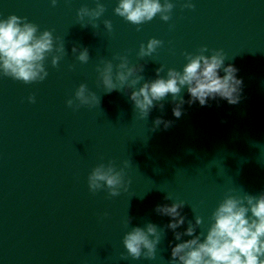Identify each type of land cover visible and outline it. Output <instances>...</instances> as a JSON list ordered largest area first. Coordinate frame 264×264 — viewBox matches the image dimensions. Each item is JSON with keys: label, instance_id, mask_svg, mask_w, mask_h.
<instances>
[{"label": "water", "instance_id": "1", "mask_svg": "<svg viewBox=\"0 0 264 264\" xmlns=\"http://www.w3.org/2000/svg\"><path fill=\"white\" fill-rule=\"evenodd\" d=\"M100 2L106 10L94 29L87 17V27L78 23L77 11L94 8L96 0H58L55 7L50 0H0V19L26 17L40 32L59 37L67 53L57 67L51 65L56 53L47 57L49 75L42 82L0 74V264H169L171 246L192 237L176 241L166 227L171 218L158 215L157 205L186 202L180 210L185 223L176 231L199 216L196 234L203 240L226 195L264 192V0H192L194 9L171 0L169 21L157 15L139 26L114 13L118 0ZM104 20L112 22V32ZM151 38L162 46L139 58L140 45ZM73 46L88 49V63L76 59ZM202 46L222 49L225 66L238 69L240 103H185L177 119L172 109L178 100L169 94L143 119L129 99L132 89L105 93L97 71L102 61L115 66L120 61L114 57L127 56L130 66L143 65L139 88L157 78L161 65L164 78L169 67L182 70L184 54ZM81 83L100 105L75 107ZM180 96L190 99L186 87ZM157 117L173 123L154 128ZM109 161L124 167L130 181L117 197L88 187L91 171ZM149 222L162 230L156 259L121 260L124 234Z\"/></svg>", "mask_w": 264, "mask_h": 264}, {"label": "clouds", "instance_id": "2", "mask_svg": "<svg viewBox=\"0 0 264 264\" xmlns=\"http://www.w3.org/2000/svg\"><path fill=\"white\" fill-rule=\"evenodd\" d=\"M58 0H50L53 7ZM175 5L171 0H118L114 13L133 25H142L153 20L157 15L162 21H169ZM183 8L194 9L192 0H185ZM105 6L96 0V6L89 8L82 6L77 11V21L82 27H87L83 21L88 18V23L96 29L97 20L105 12ZM105 29L112 32L113 25L110 20H104ZM139 30V27L137 28ZM163 41L156 38L148 40L139 47L138 57H150ZM211 52L210 55L205 53ZM51 65L57 67L60 60L66 55L64 43L59 37H54L51 30L39 31V26L29 22L26 17L15 14L6 19H0V74L24 84L42 82L49 75L45 67V60L50 54ZM72 53L81 63H88L90 56L87 48L72 47ZM187 63L182 70L167 68L166 78L160 77L165 70L161 65L156 69L157 78L146 81L142 86H136L144 79L140 74L143 65L129 64L127 56H116L120 63L113 65L112 61H102L103 67L98 66L101 83L105 93L132 89L129 99L133 102L134 109L138 110L140 117L146 119L150 111L156 106L154 102L163 101L169 94L172 96L175 107L173 116L179 119L183 114V105L198 102L206 106L209 99L220 98L229 105H236L242 99L243 80L237 77L238 69L228 64L225 66L226 55L223 50L209 49L202 46L197 54L185 53ZM115 69V70H114ZM223 71L224 75L219 73ZM187 88L190 99L186 102L180 96L181 90ZM30 103H35V96L28 97ZM75 107L100 105V97L89 90L88 86L81 83L75 91ZM67 106L74 107V100H67ZM159 107L163 109V104ZM173 121H165L157 117L154 128L163 124L167 129ZM127 162H125V167ZM124 167L117 169L114 162L97 165L88 176V187L93 193L106 188L111 197H117L121 189L127 191ZM166 199H171L166 197ZM184 201H174L171 205H157L155 212L158 215L170 217L166 227L173 231L176 241H181L183 236L192 237L171 246V260L169 264H264V192L258 196L246 193L243 196L226 195L213 211V221L204 239L202 233L197 235L196 229L203 221L195 217L184 232L176 231L184 225L185 217L181 215ZM250 213V215H249ZM131 218L128 219V225ZM161 231L151 222L145 228L134 227L124 234L122 244L128 257L139 260L156 259L157 246L161 240Z\"/></svg>", "mask_w": 264, "mask_h": 264}]
</instances>
